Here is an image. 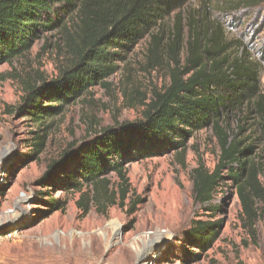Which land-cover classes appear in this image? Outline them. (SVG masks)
I'll return each instance as SVG.
<instances>
[{"label": "rangeland", "instance_id": "1", "mask_svg": "<svg viewBox=\"0 0 264 264\" xmlns=\"http://www.w3.org/2000/svg\"><path fill=\"white\" fill-rule=\"evenodd\" d=\"M237 1L186 0L165 14L133 47L112 57L116 69L111 75L53 117L45 147L37 156L31 145L33 125L16 109L25 81L42 78L48 82L65 64L63 35L57 30L41 35L24 55L0 63V264H264V204L256 205L260 214L253 237L227 179L216 186V211L209 212L193 201L191 171L201 160L210 173L220 154L211 123L195 130L177 149L125 160L128 192L122 205L116 173L104 175L110 185L107 199L103 194L101 200L116 202L104 213L90 200L91 185L84 181H80L81 190L67 187L61 174L55 186L38 182L63 152L82 148L100 130H117L142 118L151 93L169 85L172 66L182 67L191 28L198 34L200 48L214 35L226 45V55L256 62L258 86L264 94V0L254 6ZM176 24L178 40L172 48ZM153 35L157 36L154 40ZM246 112L241 109L228 115L229 131L245 123L243 137L254 138L255 119L245 120ZM260 180L264 185V172ZM82 193L89 198L86 210L81 205ZM47 196L57 200L58 206L45 203ZM133 203L136 210L130 214ZM197 221L221 223L211 247L201 249L187 240Z\"/></svg>", "mask_w": 264, "mask_h": 264}, {"label": "trees", "instance_id": "2", "mask_svg": "<svg viewBox=\"0 0 264 264\" xmlns=\"http://www.w3.org/2000/svg\"><path fill=\"white\" fill-rule=\"evenodd\" d=\"M258 1V2H257ZM186 0H0V63L24 55L36 39L52 31H60L67 52L66 62L58 75L50 80L28 79L24 96L16 109L33 125V156L39 155L65 105L74 101L98 80L111 75L116 67L111 59L121 56L123 49L133 47L149 34L159 19L180 7ZM257 5L263 0H238ZM205 15V11H204ZM195 21L192 24L194 26ZM176 24L178 40L179 27ZM188 55L182 67L172 66L170 82L163 90H154L145 104L142 118L132 124L100 130L88 144L72 153L63 152L52 161L38 181L42 186H55V179L67 187L81 190L84 181L91 185L90 200L104 213L116 202L107 205L101 195L109 192L110 182L104 178L115 172L119 180V205L128 192L124 161H135L169 152L184 145V139L205 124L211 123L220 154L214 169L208 173L204 164L191 171L193 201L209 212L219 206L213 196L219 180L232 183L247 219L250 234L255 237L254 224L260 214L257 203L264 204V94L258 86V66L242 55H226V45L208 36L206 46L199 47L198 34L191 28ZM218 35V33H217ZM153 40L157 38L153 35ZM247 110L245 120L255 119L257 136L243 137L246 124H237L233 132L227 117ZM229 133L230 136H229ZM75 162V163H74ZM223 172L225 173L223 175ZM79 177L81 180H79ZM48 191V190H47ZM83 194V193H82ZM82 207L89 198L83 194ZM51 208L58 201L47 196ZM136 210L131 205L130 214ZM131 225V224H130ZM221 223L197 221L187 234L190 243L201 249L211 247ZM193 256L191 254L189 257Z\"/></svg>", "mask_w": 264, "mask_h": 264}, {"label": "water", "instance_id": "3", "mask_svg": "<svg viewBox=\"0 0 264 264\" xmlns=\"http://www.w3.org/2000/svg\"><path fill=\"white\" fill-rule=\"evenodd\" d=\"M139 259V258H138Z\"/></svg>", "mask_w": 264, "mask_h": 264}]
</instances>
